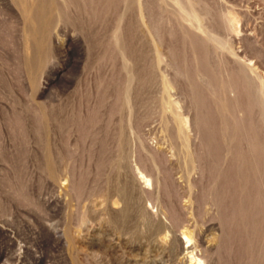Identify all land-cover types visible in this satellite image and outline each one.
Here are the masks:
<instances>
[{
	"label": "rangeland",
	"instance_id": "1",
	"mask_svg": "<svg viewBox=\"0 0 264 264\" xmlns=\"http://www.w3.org/2000/svg\"><path fill=\"white\" fill-rule=\"evenodd\" d=\"M48 1L0 0V264H190L183 227L204 264H264V0H192L229 49L171 0Z\"/></svg>",
	"mask_w": 264,
	"mask_h": 264
},
{
	"label": "bare ground",
	"instance_id": "2",
	"mask_svg": "<svg viewBox=\"0 0 264 264\" xmlns=\"http://www.w3.org/2000/svg\"><path fill=\"white\" fill-rule=\"evenodd\" d=\"M19 1V0H18ZM35 1V0H34ZM50 1V0H49ZM48 1V2H49ZM163 1H168V0H163ZM173 2V4L175 5V10H176V13L177 15H179V17L191 28L193 29H196L200 32L201 36L207 40L209 43L212 44V46H214L215 48H228L229 49V44L219 38L216 34H214L213 32H211L207 26H205L204 22H203V17L201 16V13L198 12L195 8V4L193 3L192 0H171ZM31 2V1H30ZM50 3H52V1H50ZM28 2L27 0H21V5H22V11L24 14H27L28 17H31V19H35L36 16L39 14L38 11L39 10H35V11H32L31 13V7H29L28 5ZM33 4V3H32ZM31 4V5H32ZM45 4V3H44ZM47 5L49 3H46ZM137 4H138V7H139V17H140V20L142 23H144V13H143V2L142 0H137ZM41 5V4H40ZM34 6V5H33ZM45 7H47L46 5H44ZM52 6V5H51ZM49 7V6H48ZM38 8V7H37ZM40 8V6H39ZM38 8V9H39ZM45 9V8H44ZM48 9V8H47ZM43 10V8H42ZM49 12V11H48ZM22 14V13H21ZM23 14V16H24ZM42 14V13H41ZM46 14V13H44ZM40 15V14H39ZM38 15V16H39ZM26 16V17H27ZM46 16V15H45ZM43 17V15L41 16ZM122 17V16H121ZM30 19V21H31ZM27 20V19H25ZM39 20V19H38ZM44 20V19H43ZM47 20V19H46ZM42 21V20H41ZM32 22V21H31ZM40 22V20H39ZM44 23V22H42ZM27 24V23H26ZM38 24V23H37ZM40 24V23H39ZM30 25V24H29ZM33 25V23H32ZM41 25V24H40ZM119 25L120 23H118V25L116 26L115 30H114V33H113V36H114V39H115V42L117 43L118 42V30H119ZM32 27V26H31ZM34 27V26H33ZM32 27V28H33ZM31 28V29H32ZM35 28V27H34ZM40 28V27H39ZM25 29V28H24ZM27 29V28H26ZM29 30V29H28ZM33 30V29H32ZM39 30V29H37ZM43 31V30H42ZM46 31V30H45ZM33 32V31H31ZM29 33V31H28ZM36 33V32H35ZM44 33V32H43ZM46 34V32L44 33ZM43 34V38L45 37ZM30 35V34H29ZM33 35V34H31ZM27 37V36H26ZM32 37V36H31ZM39 37V36H38ZM37 37V38H38ZM42 39V37H41ZM40 39V40H41ZM32 40V38H31ZM35 40H38L35 38ZM45 40V39H44ZM26 41V40H25ZM34 41V40H33ZM28 42V41H27ZM27 42H25L26 44H28ZM40 42V41H39ZM38 43V41H37ZM36 44V43H35ZM41 44V43H40ZM33 48V47H32ZM35 49V48H34ZM30 50V49H29ZM38 50V49H37ZM45 50V48H44ZM28 51V50H27ZM34 51V50H33ZM36 51V50H35ZM155 52H156V57H157V60L158 61H161L162 60V55H161V50L158 48L157 44H155ZM29 53V52H28ZM43 53V51H42ZM125 63L127 64V61H125ZM130 63V62H129ZM128 66H130V64H127ZM244 70L248 73H250L252 76V79L256 80L257 77L256 75L253 74V71H252V68L250 66H247L245 65L244 66ZM136 75V74H135ZM248 75V74H247ZM160 80H161V88H162V106L163 108H168L170 109V113L171 115L173 116L174 120L176 121V124L177 125V134L179 137L182 138L183 140V143L185 146L188 147L189 145V134L187 133L186 129L184 128L183 126V123L181 121V119L179 118V114L177 113L178 111L174 110V108H176V106H174L173 108V104H172V100L171 98L169 97L171 94H170V91H171V87H172V83L170 82V80L168 79V77L165 75V74H161L160 75ZM136 77V76H135ZM129 78L130 80H132L133 78V74L132 72L130 71L129 72ZM254 88L256 89V91L258 92V100L259 102L261 103L262 105V108H263V112H264V82L261 80V79H257L255 84H254ZM235 87L228 84L227 87H224L223 88V91H222V94L224 95H232L235 93ZM218 96V95H217ZM235 97V96H234ZM127 101L129 102V98H127ZM222 107V106H221ZM223 108V107H222ZM222 108H220L222 110ZM182 113V112H181ZM196 117V116H195ZM196 120V119H195ZM174 122V121H173ZM203 122H204V119H203ZM206 122H207V119H206ZM175 123V122H174ZM185 120H184V124H185ZM208 124V122H207ZM199 124H197L198 126ZM196 126V125H195ZM208 126V125H207ZM209 127V126H208ZM212 128V127H211ZM210 128V129H211ZM197 132V131H196ZM198 133V132H197ZM209 139V137H208ZM209 144V143H208ZM189 155H190V159L191 161L195 162V153L194 151L191 149L190 152H189ZM197 165L195 163H193V168H195ZM133 174L134 176L139 179L144 185L145 187L146 186H150L152 180H151V177L145 173V171H143L138 165L134 164L133 168ZM138 180V181H139ZM143 187V188H145ZM120 200L122 201V203H126V199H125V192H121V196H120ZM117 202V201H116ZM113 203H114V200H113ZM181 234L184 236L185 238V241L188 242L187 246H184L181 247L180 246V249L181 250H186V254H187V257H188V260H189V263L190 264H204V261L203 259L198 256L195 252H194V246L195 244L192 245L191 241H192V233H191V230L188 229L187 227H183L181 229ZM178 240V244H182L183 241H181L182 239L179 240V238L177 239ZM182 242V243H181ZM189 247V248H188ZM181 252V251H180Z\"/></svg>",
	"mask_w": 264,
	"mask_h": 264
}]
</instances>
